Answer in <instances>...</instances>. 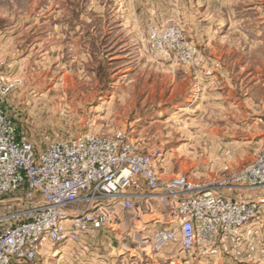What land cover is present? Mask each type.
<instances>
[{
	"label": "rangeland",
	"instance_id": "rangeland-1",
	"mask_svg": "<svg viewBox=\"0 0 264 264\" xmlns=\"http://www.w3.org/2000/svg\"><path fill=\"white\" fill-rule=\"evenodd\" d=\"M0 85L37 150L120 130L159 152L160 183L212 180L247 216L171 257L145 242L166 215L112 204L106 224L20 264H264V183L229 180L264 149V0H0ZM21 200L0 194L2 224Z\"/></svg>",
	"mask_w": 264,
	"mask_h": 264
},
{
	"label": "built area",
	"instance_id": "built-area-1",
	"mask_svg": "<svg viewBox=\"0 0 264 264\" xmlns=\"http://www.w3.org/2000/svg\"><path fill=\"white\" fill-rule=\"evenodd\" d=\"M1 91L0 85V194L26 190L27 201L21 200L11 224L0 221V264H20L46 254L48 247L75 243L82 233L114 218L107 211L112 204L126 210L147 206L145 215L155 216L153 209L166 215L152 218L155 230L145 242L150 253L171 257L176 251L189 253L222 230L232 233L247 218L243 206L213 191L212 180L195 182L183 173L160 183L154 166L159 152L139 151L120 130L84 133L37 150L20 138L2 106ZM229 180L263 184L264 149ZM154 199L162 201L159 208L151 207Z\"/></svg>",
	"mask_w": 264,
	"mask_h": 264
},
{
	"label": "bare ground",
	"instance_id": "bare-ground-1",
	"mask_svg": "<svg viewBox=\"0 0 264 264\" xmlns=\"http://www.w3.org/2000/svg\"><path fill=\"white\" fill-rule=\"evenodd\" d=\"M182 111H184L185 112V109L184 110H182ZM59 246V245H58ZM57 255V254H56Z\"/></svg>",
	"mask_w": 264,
	"mask_h": 264
}]
</instances>
